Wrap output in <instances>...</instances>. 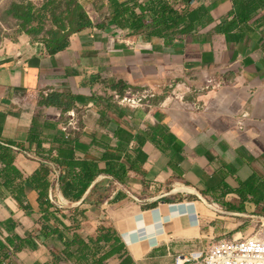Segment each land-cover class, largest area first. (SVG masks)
I'll return each instance as SVG.
<instances>
[{
	"label": "crops",
	"instance_id": "crops-1",
	"mask_svg": "<svg viewBox=\"0 0 264 264\" xmlns=\"http://www.w3.org/2000/svg\"><path fill=\"white\" fill-rule=\"evenodd\" d=\"M14 1L0 0V143L17 151V168L28 177L47 157L59 170L51 158L63 140L78 142L77 155L100 168L110 165L106 152L121 157L116 169L127 167L121 175L98 171L80 201L65 200L64 209L78 208L98 181L112 183L106 204L91 208L83 225L95 222V231L83 235L82 227L83 237L96 236L97 218L106 217L135 264H176L178 254L264 225V37L246 48L213 35L204 52V34H196L167 51L164 39L95 28L51 56L19 31L8 13ZM87 9L95 16L92 4ZM128 39L143 43L139 52ZM52 93L59 105L47 103ZM139 149L147 159L136 171ZM28 200L35 205L33 191ZM6 203L16 212L7 214ZM7 219L24 235L40 230L30 232L27 224H38L10 195L0 197V222ZM53 253L24 251L14 264H53Z\"/></svg>",
	"mask_w": 264,
	"mask_h": 264
},
{
	"label": "trees",
	"instance_id": "trees-1",
	"mask_svg": "<svg viewBox=\"0 0 264 264\" xmlns=\"http://www.w3.org/2000/svg\"><path fill=\"white\" fill-rule=\"evenodd\" d=\"M17 1L12 3L9 15L19 21L20 32L36 38L51 56L69 50L77 37L95 28L114 37L144 35L149 39H164L168 47H177L176 43L204 34V52L209 50L207 45L212 44L213 35L223 36L227 43L246 48L257 35L264 37V0ZM225 3L230 4L228 10L223 8ZM89 4L95 9V16L88 11ZM217 8L221 14L215 17L213 12ZM118 93L124 95L125 91ZM60 97V94L52 93L46 101L59 105ZM34 138L32 136L31 139ZM144 140L140 139V144ZM80 148L78 142L63 140L55 149L56 156L51 158L60 172L59 191L70 203L82 199L98 171L118 175L127 171L125 165L116 169L113 161H119L121 157L115 153H104L102 160H109L110 165L100 168L99 163L89 159L86 153L77 155ZM16 154L13 147L0 143V197L10 195L19 208L40 225V230L24 235L22 226L13 219L0 222V264H14V260H20L18 254L24 251L47 247L52 252L55 246L58 249L50 255V260H55L53 264H135L117 230L106 217L97 218L96 236L83 237L80 234L83 225L91 221L90 209L94 207L98 211L106 204L111 182L106 184L107 179L98 181L81 206L66 210L55 204L50 196L56 184L57 171L49 163V158L46 157L32 175L24 177L15 165ZM146 159V153L139 149L138 164H133L132 169L140 171ZM252 177L241 185L248 186ZM28 191L36 194L35 205L28 200ZM240 193L244 195L245 191L240 190Z\"/></svg>",
	"mask_w": 264,
	"mask_h": 264
},
{
	"label": "built area",
	"instance_id": "built-area-1",
	"mask_svg": "<svg viewBox=\"0 0 264 264\" xmlns=\"http://www.w3.org/2000/svg\"><path fill=\"white\" fill-rule=\"evenodd\" d=\"M55 187L51 198L64 208L65 200ZM176 264H264V241L257 236H237L214 241L209 247L178 254Z\"/></svg>",
	"mask_w": 264,
	"mask_h": 264
},
{
	"label": "rangeland",
	"instance_id": "rangeland-1",
	"mask_svg": "<svg viewBox=\"0 0 264 264\" xmlns=\"http://www.w3.org/2000/svg\"><path fill=\"white\" fill-rule=\"evenodd\" d=\"M14 0H9V2H13ZM15 2V1H14ZM9 11H10V9H9ZM109 32H111L110 30H109ZM133 40H137V39H132L131 41H130V39H128V40H126L125 41V43L126 44H131L132 45V47H131V49L133 50V52H136V50H137V52H139L140 50V48L141 47H143V43H139V44H137V41H133ZM164 42V41H163ZM156 44H160V43H157V41H156ZM164 44H165V42H164ZM44 47H45V45H43ZM170 47H166L165 48V50H167V51H171V48L169 49ZM134 49H136L135 51H134ZM173 51V50H172ZM137 91H140L141 90V88L140 89H136ZM136 94H138V92H136ZM2 205V204H1ZM4 209L6 210V213L7 214H13V213H15L16 211H15V209H13L12 208V205L10 206L8 203H6V205L4 206ZM14 210V211H13ZM16 218H18V216H16ZM263 221H264V219H263ZM263 223L262 222H260V223H255L252 227H251V230L248 232V233H245L246 234V236L248 235V236H257V237H259L260 239H262L263 241H264V225H262ZM28 226H29V230H30V232L31 233H33V232H36V231H38V229L40 228L38 225H35V224H33V223H28L27 224ZM96 223L95 222H91V223H89L88 225H86V226H84L83 227V229H82V231H81V233L83 234V235H86L87 234V232H89V233H93L94 231H95V229H96ZM58 248H57V246H55V248H54V250H57ZM27 259V258H26Z\"/></svg>",
	"mask_w": 264,
	"mask_h": 264
},
{
	"label": "water",
	"instance_id": "water-1",
	"mask_svg": "<svg viewBox=\"0 0 264 264\" xmlns=\"http://www.w3.org/2000/svg\"><path fill=\"white\" fill-rule=\"evenodd\" d=\"M57 171V175H56V187H57V189L59 190V186H58V180H59V174H60V172H59V170H56ZM191 188V190H193L194 191V193H199L198 192V190L196 189V188H194V187H190ZM59 192V191H58ZM66 206V205H65ZM64 206V207H65Z\"/></svg>",
	"mask_w": 264,
	"mask_h": 264
}]
</instances>
